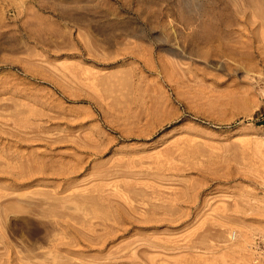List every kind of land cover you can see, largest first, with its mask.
I'll return each instance as SVG.
<instances>
[{"label":"rangeland","instance_id":"obj_1","mask_svg":"<svg viewBox=\"0 0 264 264\" xmlns=\"http://www.w3.org/2000/svg\"><path fill=\"white\" fill-rule=\"evenodd\" d=\"M0 264H264V0H0Z\"/></svg>","mask_w":264,"mask_h":264}]
</instances>
